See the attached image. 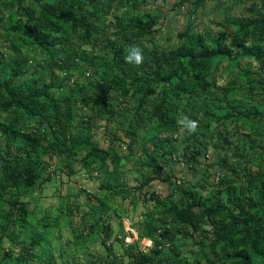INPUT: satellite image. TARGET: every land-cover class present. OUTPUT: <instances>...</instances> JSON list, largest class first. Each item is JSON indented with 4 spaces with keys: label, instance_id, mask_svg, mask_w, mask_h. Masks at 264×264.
Wrapping results in <instances>:
<instances>
[{
    "label": "trees",
    "instance_id": "1",
    "mask_svg": "<svg viewBox=\"0 0 264 264\" xmlns=\"http://www.w3.org/2000/svg\"><path fill=\"white\" fill-rule=\"evenodd\" d=\"M142 2L0 0L3 37L12 46L0 50V264H57L43 243L51 241L47 230L29 229L23 199L46 174L51 180L54 155L68 158L63 166L70 173L75 162L90 176L101 172V188L113 193L125 188L124 195L132 189L122 181L123 168L138 156L134 167L142 172L135 189L148 205L145 218L133 223L139 238L132 243L125 242V231L116 234L107 203L99 212L92 207L74 243L95 234L106 257L61 254L63 264H124L117 243L128 252L127 264H264V14L230 18L237 28L232 34L196 31L190 21L177 45L152 47L148 42L155 40L162 12L141 11ZM251 8L256 11L257 4ZM130 46L142 49V65L126 63ZM34 48L46 55L40 75L29 68L27 51ZM226 59L230 65L244 59L248 64L219 86L214 75ZM83 66L88 82L75 79L76 92L67 98L53 93L63 80L43 77L51 69L72 77L69 72ZM183 116L198 121V130L184 131L180 153L179 141L161 134L178 129ZM232 121L248 128L235 138L228 130ZM221 125L227 131L219 133L224 142L219 147L212 138ZM100 132L107 146L96 138ZM210 147L221 165L213 183H192L168 166L178 162L197 172L203 149ZM231 148L241 159L251 151L254 156L246 164L233 162ZM157 180L176 189L167 195L148 190ZM72 209L69 203L68 215ZM143 238L153 242L147 250L140 247ZM188 239L196 248L191 258L183 249Z\"/></svg>",
    "mask_w": 264,
    "mask_h": 264
},
{
    "label": "rangeland",
    "instance_id": "2",
    "mask_svg": "<svg viewBox=\"0 0 264 264\" xmlns=\"http://www.w3.org/2000/svg\"><path fill=\"white\" fill-rule=\"evenodd\" d=\"M142 1L143 2L140 3L141 11H149L151 15L162 12L159 24H157L155 40L151 43L148 42L152 47H171L177 45L180 42L178 39L179 31L184 30L190 21L193 23L192 26L196 31L218 33L220 30H224L228 34H232L237 28L236 25L231 23L233 19L231 20L230 18H248L250 20L264 14V0H204L201 3L198 2L199 0H186V2H184L185 0H164L165 5L163 6L158 4L159 0ZM181 3L184 4L183 6H185V8L181 7ZM254 3L257 4V10L251 11V6ZM158 9L161 11L158 12ZM114 13L115 11L112 10L110 14L106 15L107 23H112L111 20L113 19ZM3 14L5 16L7 15L6 12ZM2 24L0 25V50L3 49V51H6L12 46H10L11 42H6V38L3 37L4 27ZM111 25L112 24H110V26ZM1 53L2 52L0 51V55ZM27 53L30 57V70L33 72L37 70L36 73L40 75V63L45 65L46 62H44V59L46 58V55L41 52V50L35 48L29 49ZM247 64L248 59L242 60L238 66L236 64L230 65L228 59L224 60L214 75L217 80V85L225 86L230 79L238 74L239 67L241 65L246 66ZM252 64L256 69L257 67L255 66L258 64L255 61H253ZM84 71L83 66L74 73H72L73 71L69 72L70 75L72 74V77H67V75H69L67 72L58 69H51V71H46L43 77L48 82L51 78H55L56 82L63 80L64 84L62 87L58 89L54 88L53 93L56 97L67 98L76 92L74 81L77 80L75 79L83 80L85 75H89L88 72L84 75ZM88 71L92 72V69H89ZM64 77H66L65 80ZM87 78L88 77L84 78L83 82L87 83ZM74 97L75 96H73V98ZM255 102L256 100H254V103ZM241 126L242 124L240 122L232 121L228 126V130L231 135L236 134V138L240 131L244 130V128H248L246 126L242 128ZM173 127L176 129V126ZM148 131L149 128H146L142 132V135ZM226 131L227 128L222 125L215 128L212 141H214L219 147L224 143L220 140L219 133H226ZM164 135H172L175 137L179 141L178 144L181 147L180 153H183L182 148L185 145L183 139L184 130H182L180 125L175 131L161 134V136ZM96 138L100 140L103 146H107V140L104 138L102 132H100ZM214 150V147H210L209 150L203 149V153L200 157V168H198L197 172L190 166L182 165L178 162L171 163V165L168 166H171V169H174L175 174L179 175V177L186 175V180L191 181L192 183H197L202 179L213 183L214 180H217V178L213 179L214 175H216L218 171H221V165L216 158L218 153ZM235 151H237V149L231 148L230 150L233 162L235 161L246 164V161L252 159L251 157L254 156V151H251L249 156H246L245 159H241L240 156H237ZM63 158L54 155L52 159H50V163L55 168L56 173L51 171V180L46 179V174L43 177L41 184L33 188L28 194H25L23 198L28 202V209L30 211L29 219L31 225H29V229L32 230L38 227L40 230H47V237H49L51 241H43V243H45L51 251L54 259L56 258V263L63 264L61 254L66 258L75 256V258L80 260H87L88 256H92V253L97 255L98 258H100V256H103L104 258L106 257L107 250L102 246L101 241L96 238L95 234H91V236L87 235L86 239L80 238V242L77 244L74 243L78 233L84 230L83 214H92L93 208L94 210L97 209L99 212L103 208V203H107L108 205L106 210L108 211L107 213L110 211V216L112 218L111 221L115 227L116 234L123 236L124 231H126V243H132L137 240L138 237L136 235L130 236L132 235L131 233H135L130 225H134V222L142 221L145 218L144 212L148 210V205L145 204L143 200L142 192H138V190L135 189L140 182L138 178H141L140 175L142 172L134 167L138 156L126 163V165L128 164V168H123L124 172L122 181L127 187L132 189L131 193L128 192L126 195H124L126 192L125 188L120 189L121 191L118 189L120 192L118 191L116 193L102 189L101 185L104 182V175L96 170L92 176L88 175L86 177L88 171L82 167L80 162L72 164L74 172L70 173L67 167L63 166L68 158ZM217 164H219V166ZM112 167L113 165L110 164L109 168L112 169ZM261 170L264 171V162H262ZM147 189H157L161 194L167 195L170 191H174L176 187L170 185L168 182L157 180L154 184L148 186ZM211 189L212 186H208L207 191H210ZM134 194H139V197H137L136 200L134 199L135 197H133ZM134 201H136V203H134ZM69 203L73 208V213L70 212L68 215ZM150 206L154 207V203L150 202ZM97 214L98 213H96L95 216ZM44 224H50L51 226L44 227ZM28 235L29 234H26V236ZM190 243L191 241L188 239L187 245H184L185 247H183V249L191 258L190 250L196 248L191 246ZM6 244L8 245V243ZM151 244L152 243L147 239H142L140 241L141 248ZM117 246L119 247V252L124 256V264H127L130 260L128 252L125 253V248H123L120 243L114 244L115 248H117Z\"/></svg>",
    "mask_w": 264,
    "mask_h": 264
},
{
    "label": "clouds",
    "instance_id": "3",
    "mask_svg": "<svg viewBox=\"0 0 264 264\" xmlns=\"http://www.w3.org/2000/svg\"><path fill=\"white\" fill-rule=\"evenodd\" d=\"M164 5H165V1H164ZM125 61H126V63L132 64L135 66L142 65L144 62V55H143L142 49L139 48L138 46H130V48L126 50ZM178 124L182 127V130L186 131L187 134H189V135L195 134L198 130V121L190 119L188 116H183L180 120H178ZM52 167L53 166H51L50 168H52ZM51 171L54 173L55 168H54V170H50L49 172H51ZM130 227L136 231V229L134 228V225H130ZM136 233H137V231H136ZM130 236H133V235H130ZM143 239H147V240H149V242H151L153 244L152 240H150L148 238H143ZM143 249H145V247H143Z\"/></svg>",
    "mask_w": 264,
    "mask_h": 264
},
{
    "label": "built area",
    "instance_id": "4",
    "mask_svg": "<svg viewBox=\"0 0 264 264\" xmlns=\"http://www.w3.org/2000/svg\"><path fill=\"white\" fill-rule=\"evenodd\" d=\"M158 4L161 5V6H163V5H164V0H159V1H158ZM183 8H185V6H183ZM88 74H89V73H88ZM51 170H54V167H52ZM88 175H89V174H87L86 177H87ZM151 246H152V244L149 245V246H146L145 249L147 250V249H148L149 247H151Z\"/></svg>",
    "mask_w": 264,
    "mask_h": 264
},
{
    "label": "crops",
    "instance_id": "5",
    "mask_svg": "<svg viewBox=\"0 0 264 264\" xmlns=\"http://www.w3.org/2000/svg\"><path fill=\"white\" fill-rule=\"evenodd\" d=\"M129 220V219H128ZM130 221V220H129ZM134 230V229H133ZM135 231V230H134ZM136 235V236H138V233H136V231H135V233H132V235Z\"/></svg>",
    "mask_w": 264,
    "mask_h": 264
},
{
    "label": "bare ground",
    "instance_id": "6",
    "mask_svg": "<svg viewBox=\"0 0 264 264\" xmlns=\"http://www.w3.org/2000/svg\"><path fill=\"white\" fill-rule=\"evenodd\" d=\"M135 235V234H134ZM131 238V237H130ZM131 241H133V240H131Z\"/></svg>",
    "mask_w": 264,
    "mask_h": 264
}]
</instances>
